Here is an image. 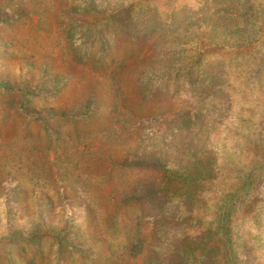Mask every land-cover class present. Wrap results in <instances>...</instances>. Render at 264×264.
<instances>
[{
	"label": "rangeland",
	"instance_id": "374dc122",
	"mask_svg": "<svg viewBox=\"0 0 264 264\" xmlns=\"http://www.w3.org/2000/svg\"><path fill=\"white\" fill-rule=\"evenodd\" d=\"M0 264H264V0H0Z\"/></svg>",
	"mask_w": 264,
	"mask_h": 264
},
{
	"label": "trees",
	"instance_id": "16d2710c",
	"mask_svg": "<svg viewBox=\"0 0 264 264\" xmlns=\"http://www.w3.org/2000/svg\"><path fill=\"white\" fill-rule=\"evenodd\" d=\"M158 194H160V191H157V190H156L155 193H154V195H153V197H154V196H159V198L162 199V198H163L162 195H161L162 193H161L160 195H158ZM227 215H228V214H227Z\"/></svg>",
	"mask_w": 264,
	"mask_h": 264
}]
</instances>
